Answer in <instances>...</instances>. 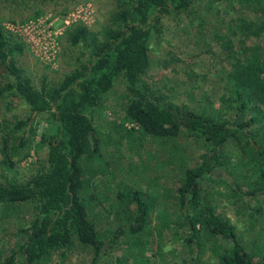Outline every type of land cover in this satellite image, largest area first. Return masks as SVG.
I'll return each instance as SVG.
<instances>
[{"label":"trees","instance_id":"obj_1","mask_svg":"<svg viewBox=\"0 0 264 264\" xmlns=\"http://www.w3.org/2000/svg\"><path fill=\"white\" fill-rule=\"evenodd\" d=\"M113 1L115 10L99 30L83 24L68 29V46L83 47L84 53L56 82L44 77L34 84L16 65L20 47H10V37L0 28V67L9 78L0 83V103L8 100L10 109L19 99L27 114L10 124L0 122V220L13 223L10 233L0 238V264H48L54 255L64 259L75 242L90 252L89 264H105V257L113 264H129L130 257L135 263L138 253L115 252L128 235L139 239L153 234L147 230L148 218L158 220L155 226L171 237L184 235L191 257L182 264H205L202 257L214 248L213 264H264V244H259V258L245 250L213 189L216 182H223L241 218L248 220V230L256 226L264 230L262 208L249 205L251 199L264 196V41H259L264 34V0H215L224 4L225 14L235 13L226 25L227 35L217 38L216 60L225 71L219 78L223 93L215 109L208 99L203 108L177 104L174 93L165 94L146 81L150 48L154 39H160L162 17L171 15L179 25L193 0ZM250 15L256 20H248ZM251 39L258 41L249 43ZM118 82L124 88L116 126L118 133L123 132L121 138L136 131L168 158L176 150H169V143L174 147L177 140H191L199 156L193 165L184 161L174 165L177 173L171 175V185L159 191L165 203L160 201L156 208L142 189L120 190L116 198L122 208L116 211L123 219L114 230L101 231L86 166L108 151L102 148L105 135L96 109L106 105ZM43 114L52 119L44 140L47 157L20 181L17 167L28 156L33 122ZM128 124L136 129L129 130ZM228 145L238 156L234 165L225 154ZM148 167L149 189L164 175L157 179V168Z\"/></svg>","mask_w":264,"mask_h":264},{"label":"rangeland","instance_id":"obj_2","mask_svg":"<svg viewBox=\"0 0 264 264\" xmlns=\"http://www.w3.org/2000/svg\"><path fill=\"white\" fill-rule=\"evenodd\" d=\"M114 10L113 0H0V28L10 37V47L13 45L20 47V52H15L17 67H20L34 84L39 85L44 77L58 81L65 73L75 68L80 59L82 60L84 48L80 46L72 48L66 42L65 35L68 29L73 25L83 24L97 31L108 21V17ZM233 16L235 17V13L225 14L224 4L215 0H193L188 15L182 17L179 25L171 15L163 16L160 39H154L151 44L150 67L146 81L154 83L165 94L174 93L177 104H189V107L193 109L203 108L205 100L208 99L214 109L218 108L219 96L223 93L219 78L223 76L225 67L216 60V52L219 50L217 38L227 35L226 25L234 19ZM248 20L256 19L250 15ZM261 40L264 41V34L259 39ZM257 41L251 39L249 43ZM6 80L9 78L0 67V83ZM123 96V85L118 82L109 93L106 105L96 109L97 124L105 135L102 148L108 151L103 153V156L90 161L87 177L93 179V187L95 185L98 187L96 194L104 202L102 214L99 213L102 209H94L99 215L97 222L100 221L101 231L106 228L114 230L117 227L114 216L118 209L115 205L116 196L126 185L133 186L129 188L133 190L141 189V187L145 189L143 192L146 200L150 201L153 208H156L160 201L165 203V198L160 196L159 191L163 192L171 185V175L174 171L177 173L175 169L172 171L174 165L182 161L186 163V166L193 165L199 156L197 145L191 140L187 142L177 140L174 142V147L169 143V150L172 151L174 148L176 150L173 156L168 158V154L156 153L157 150L150 145L148 139L140 137L136 131L131 135L126 133L123 135L124 138H121L123 132L118 133L116 126L120 122L119 103ZM7 102L8 100H5L0 103L1 123L10 124L27 115L25 106L19 99L14 101L10 109L6 107ZM51 121L50 114H43L34 120L28 156L17 167L18 180L24 181L32 171L36 170L38 164L46 159L47 145L44 140L50 134ZM126 127L129 130L132 127L136 129L129 124ZM109 140L112 142L107 146ZM116 149L122 152L121 159L114 151ZM225 152L230 157L234 156L231 145H228ZM1 157L0 146V159ZM148 165V168L152 169L158 167L157 179L160 174L164 175L163 179L160 178L162 187L158 188V183L153 182L154 187L146 188L145 167ZM160 168L163 170L160 171ZM151 176L152 174L148 175V179ZM178 179H182L180 175ZM119 184L123 186L118 188ZM107 186L111 188L108 189ZM93 189L91 186V193ZM215 190L224 196H218L221 198V212L238 229L239 240L245 246V250L259 258L262 255V246L259 244H264V230H259L258 235L246 234L245 230L248 228L246 219L241 218L239 206L235 204L232 197L227 195L225 184H218ZM107 195L111 200L107 201ZM254 199L249 201L252 209L258 206L254 203ZM259 204L263 212L261 219L264 222V196L260 198ZM90 206L87 205V207ZM105 210L110 211L106 217L103 216ZM147 222V230L153 234L139 239L134 235L122 238L125 240L122 241L124 246L115 252L117 256H121L128 250L131 254L138 253L135 263L130 257L129 264H182L190 260L191 256L188 257L187 247L183 243V234L176 239L171 237V233L164 232L155 226L158 220L150 222L148 218ZM12 226L13 223L0 220V238L10 233ZM257 229L261 228L257 226ZM2 244L6 245V241ZM209 245L214 247L211 242ZM216 253L215 248L208 250L202 260L205 264H213L216 261ZM90 260V252L81 249L75 242L64 259L54 255L48 264H89ZM111 260L105 257V264H113Z\"/></svg>","mask_w":264,"mask_h":264},{"label":"crops","instance_id":"obj_3","mask_svg":"<svg viewBox=\"0 0 264 264\" xmlns=\"http://www.w3.org/2000/svg\"><path fill=\"white\" fill-rule=\"evenodd\" d=\"M222 94V93H221ZM221 96V95H220ZM220 96H219V98H220ZM117 154H118V157L121 159L122 158V152L120 151V149H116V150H114ZM173 152H175V151H173ZM230 157V156H229ZM238 156H236L235 154H234V156H232V157H230V162H231V164L232 165H234V163H236V160L238 159L237 158ZM89 164V163H88ZM105 164L106 165H108V163L107 162H105ZM109 164H111V162H109ZM86 168L88 169V165L86 166ZM158 168V167H157ZM163 169H161L160 168V171H162ZM88 174V173H87ZM145 179H146V188L149 186V185H147L148 184V182H149V179H148V175H145ZM93 180V179H92ZM158 183L159 184H161L160 183V181H158ZM220 183H223V182H221V181H218V182H216L214 185H213V189L215 190V186H217L218 184H220ZM158 184V185H159ZM91 186H92V188H94L93 189V194H94V196L96 197V199H97V201H98V203H97V205L98 206H95L94 207V209L96 210V209H102V211H100L99 213L100 214H102L103 213V207H104V202L102 201L103 199H100L99 197H98V194H96V192H98V187H96V185H95V187H93V184H91ZM122 187L123 185L122 184H119L118 185V188H120V187ZM131 187H133V186H131V185H126L125 186V188L123 189V190H126V191H131V190H133V189H129V188H131ZM107 188L109 189V188H111L110 186H107ZM141 189L142 190H145V189H143L142 187H141ZM215 191H217V190H215ZM217 193H219V195H220V197H224L219 191H217ZM98 197V198H97ZM108 197H110V196H106V199H107V201H109V200H111L110 198H108ZM261 197H263V196H261ZM261 197H257V198H255L254 200H255V202L254 203H256L258 206L257 207H260L261 208V206H260V204H259V201H260V198ZM116 204V206H117V210L118 211H120L121 210V208H122V206L118 203V200L115 202ZM104 213L105 214H103V216H108V214H110V211H104ZM114 216H115V218H116V220L117 221H115L116 222V224L118 223V221L119 220H122L123 219V213L122 212H118L117 213V211L114 213ZM105 217H104V219H105ZM243 219H246V218H243ZM242 219V220H243ZM100 222V221H99ZM98 222V223H99ZM248 220L246 219V227H248ZM249 228H247L246 230H245V233H248V234H250V235H258L259 234V231H258V229H257V226H256V229L255 230H251V231H249L248 230ZM251 232H253V233H251ZM264 233V232H263ZM128 237V236H127ZM123 241H125V240H123ZM188 249H186V251H187Z\"/></svg>","mask_w":264,"mask_h":264}]
</instances>
